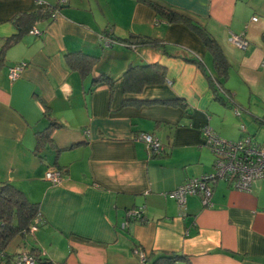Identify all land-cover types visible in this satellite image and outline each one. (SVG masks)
<instances>
[{
	"label": "crops",
	"instance_id": "0c3cea01",
	"mask_svg": "<svg viewBox=\"0 0 264 264\" xmlns=\"http://www.w3.org/2000/svg\"><path fill=\"white\" fill-rule=\"evenodd\" d=\"M150 1L190 18L217 43L229 66L218 99L204 72L181 59L190 52L207 75L214 72L197 33L160 21L138 0H0V52L18 31L17 15L57 9L55 19L33 24L39 36L24 34L0 64V189L10 184L39 209L36 230L7 254L35 249L52 264H167L159 260L165 257H179L172 264H264V181L251 192L216 182L207 204L188 195L181 207L170 196L214 171L203 127L227 140L264 143V0ZM105 31L151 37L165 49L106 46ZM231 33L244 34L246 50L230 42ZM71 52L98 57L89 75L68 67ZM154 64L165 70L162 84L123 92L125 70ZM104 74L116 80L112 92L91 90ZM45 114L59 126L49 129ZM46 129L50 141L37 157L35 135ZM143 133L158 137L164 152L152 154L137 140ZM49 169L62 172L60 183L45 179ZM131 211L141 218H129Z\"/></svg>",
	"mask_w": 264,
	"mask_h": 264
},
{
	"label": "trees",
	"instance_id": "16d2710c",
	"mask_svg": "<svg viewBox=\"0 0 264 264\" xmlns=\"http://www.w3.org/2000/svg\"><path fill=\"white\" fill-rule=\"evenodd\" d=\"M142 4L149 7L156 14L160 21H165L168 24H182L194 30L195 33L201 38L203 44L213 61L214 72L207 75L205 73L203 63L192 53V55L181 57L185 62L190 63L202 70L207 76L210 87L214 93L216 99H218V89L224 93V83L228 77L229 66L226 58L224 57L221 49L217 43L209 36L202 28L198 27L192 22V20L168 7L161 6L150 0H138ZM57 9L47 10L46 12L39 11L30 14L17 15L13 19V24L17 27V33L8 39H6L4 47L0 52V64L3 62L5 50L16 44L21 37L29 33L32 29L33 24L44 19L51 17ZM264 39V35H263ZM108 45L114 43H120L129 49H137L140 47L159 48L164 50L165 44L160 40L141 36V35H130L127 38L116 37L113 33L105 31L103 33V44ZM105 45V44H104ZM66 63L68 67L77 71L83 76L89 75L94 65L98 61V57L81 54L79 52H71L65 55ZM165 70L159 65H147V66H135L129 67L124 71L120 80L122 83L123 92L126 94H139L146 86L159 85L164 82ZM116 80L107 75H101L93 79L94 90L98 85L108 86L109 89L113 90ZM127 103H133L127 101ZM45 117L49 120V129L52 127L59 126L50 119L48 114ZM262 120V119H261ZM263 122V120H262ZM46 129L42 132H37L35 135V155L39 157L41 150L45 148L47 142L50 141V130ZM39 209L37 203L30 202L24 193L17 190L8 183H4L0 189V264H11V260L15 257L7 254L6 249L15 236L24 237L26 234L31 232V228L38 223ZM28 254L35 258V264H52L46 259L40 258L37 250L32 249L28 251ZM179 257H165L159 260L167 261V264H172ZM15 263V262H14Z\"/></svg>",
	"mask_w": 264,
	"mask_h": 264
},
{
	"label": "built area",
	"instance_id": "2783aa9c",
	"mask_svg": "<svg viewBox=\"0 0 264 264\" xmlns=\"http://www.w3.org/2000/svg\"><path fill=\"white\" fill-rule=\"evenodd\" d=\"M65 3L66 0H57L59 6ZM55 17L56 11L53 13L52 19ZM256 20V17L252 18V21ZM29 34L39 36L40 32L32 28ZM229 40L239 50L244 51L249 45L243 33H231ZM104 44L108 46L107 43ZM24 67L25 64H20L11 68L9 79H17ZM262 120L264 122V116ZM202 135L204 146L208 147L214 155V171L192 178L171 192V198L175 199L179 206H184L185 198L188 195H199L203 198L204 204H207L211 197L212 186L216 182H226L236 190L251 192L252 184L255 181H264V143L256 142L249 136L237 141L227 140L217 135L209 126L203 127ZM137 140L144 142L152 154L159 155L164 152L163 144L154 135L143 133ZM45 179L52 184H58L62 180V172L49 169L45 173ZM128 217L141 218L140 213L134 211L129 212ZM37 225L31 228V232L36 230ZM136 254L142 262L145 261L146 256L143 252ZM14 262L15 264H35V258L27 252H23L15 257Z\"/></svg>",
	"mask_w": 264,
	"mask_h": 264
},
{
	"label": "rangeland",
	"instance_id": "374dc122",
	"mask_svg": "<svg viewBox=\"0 0 264 264\" xmlns=\"http://www.w3.org/2000/svg\"><path fill=\"white\" fill-rule=\"evenodd\" d=\"M52 15H53V13L51 14V19H52ZM261 109L258 108L256 110L259 111V113H260L262 111ZM261 113L263 114L264 112H261ZM262 114H260V115H262ZM263 128L264 127H261L260 129H263ZM44 154L45 155L47 154V149L45 150ZM21 241H22V238L20 236H15L13 238V240L11 241L9 247H8V252L12 254L17 249V246L20 245ZM28 242H30V239H28L27 241L24 242V245H26V247H28V245H27Z\"/></svg>",
	"mask_w": 264,
	"mask_h": 264
}]
</instances>
